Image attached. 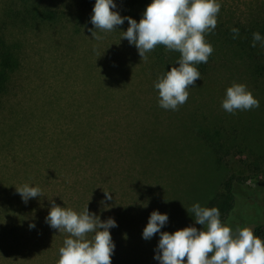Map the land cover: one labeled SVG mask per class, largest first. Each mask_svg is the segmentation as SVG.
<instances>
[{
  "label": "rangeland",
  "instance_id": "rangeland-1",
  "mask_svg": "<svg viewBox=\"0 0 264 264\" xmlns=\"http://www.w3.org/2000/svg\"><path fill=\"white\" fill-rule=\"evenodd\" d=\"M94 3L0 0V38L19 59L0 94V264H57L69 234L45 222L53 202L115 219L111 264H158L159 234L141 236L150 213L168 214L161 231L194 224L186 208L205 207L227 181L234 198L230 210L231 197L223 202L224 222L233 230L264 224V43L253 47L257 31L249 30L264 0H218L215 29L205 33L213 51L195 65L201 78L176 110L159 106L162 75L150 52L141 59L121 38L127 20L94 29ZM149 3L136 15L117 11L139 21ZM42 10L55 18L41 19ZM233 83L259 107L223 110ZM25 183L42 196L25 203L16 190Z\"/></svg>",
  "mask_w": 264,
  "mask_h": 264
},
{
  "label": "clouds",
  "instance_id": "clouds-1",
  "mask_svg": "<svg viewBox=\"0 0 264 264\" xmlns=\"http://www.w3.org/2000/svg\"><path fill=\"white\" fill-rule=\"evenodd\" d=\"M116 8L115 0H95L90 16L94 29L111 31L127 20L128 27L121 38L136 47L141 59H146L145 54L158 44L180 53L176 66H171L154 83L159 106L176 110L186 102L187 89L201 78L195 65L206 63L213 51L205 40V33L215 29L220 10L218 0H150L139 21L122 16ZM231 31L235 38L239 30L232 28ZM256 41L264 43L259 32L253 33V47ZM221 107L235 113L259 107V101L245 84L233 83L226 89ZM16 190L25 203L42 196L39 187L28 183ZM104 200H112L110 192L104 191ZM186 211L191 213L194 224L172 232L161 231L168 223L166 212L153 210L150 213L141 236L150 240L159 234L153 256L158 264H264V240L255 235L252 228L233 230L221 221L216 206L204 207L197 202ZM45 222L50 228L69 234L58 250L57 264H111L115 243L110 229L117 227L114 218L101 220L89 211L87 204L76 212L53 202ZM194 225L201 227L198 230ZM32 227L35 225L29 224V228Z\"/></svg>",
  "mask_w": 264,
  "mask_h": 264
},
{
  "label": "trees",
  "instance_id": "trees-1",
  "mask_svg": "<svg viewBox=\"0 0 264 264\" xmlns=\"http://www.w3.org/2000/svg\"><path fill=\"white\" fill-rule=\"evenodd\" d=\"M148 1L149 0H115L117 4L116 10L124 13L125 15H136L137 10L145 5ZM37 16H39L41 19L51 20L55 18V13L52 10H42ZM257 24H259V26L257 29H255ZM249 30L252 33L254 30L259 33L262 31L264 32V15L261 18L255 20V22L250 23ZM242 31L244 32L245 30ZM150 57L153 60L152 65H155L159 71H161V75L163 76L171 66H176V61L180 58V53L178 51L168 50L164 45L158 44L152 51H150ZM200 64L201 63L197 64L196 66L198 67ZM18 66L19 59L17 53L15 52L14 45L7 43L5 40L0 38V94L7 90L9 74ZM208 143L211 146H218L216 142L214 143L211 140H209ZM228 196L231 197V201L227 208L230 210L233 206L234 198L231 181L225 182L221 189L209 199L205 207L216 206L219 209V212H221L223 202ZM0 206L5 208L1 200ZM8 212L9 211L6 213ZM220 219L223 223H225L222 216H220ZM253 230L255 235H258L262 240H264V224L255 225ZM11 242L13 243V239L10 240V243Z\"/></svg>",
  "mask_w": 264,
  "mask_h": 264
}]
</instances>
